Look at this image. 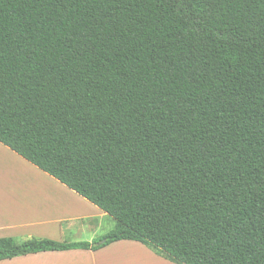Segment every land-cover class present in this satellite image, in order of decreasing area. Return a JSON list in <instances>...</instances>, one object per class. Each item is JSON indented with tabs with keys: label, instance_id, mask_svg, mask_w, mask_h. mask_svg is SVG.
<instances>
[{
	"label": "trees",
	"instance_id": "obj_1",
	"mask_svg": "<svg viewBox=\"0 0 264 264\" xmlns=\"http://www.w3.org/2000/svg\"><path fill=\"white\" fill-rule=\"evenodd\" d=\"M0 144L116 222L0 262L133 241L264 264V0H0Z\"/></svg>",
	"mask_w": 264,
	"mask_h": 264
},
{
	"label": "crops",
	"instance_id": "obj_2",
	"mask_svg": "<svg viewBox=\"0 0 264 264\" xmlns=\"http://www.w3.org/2000/svg\"><path fill=\"white\" fill-rule=\"evenodd\" d=\"M16 157L30 167L34 176L1 180L5 183L0 184V240L11 239L18 244L32 239L63 244L92 243L107 234L101 233V224L112 218L54 178ZM83 231L88 239L72 240L74 234ZM0 264L173 263L156 256L140 243L118 241L97 251L43 252L3 260Z\"/></svg>",
	"mask_w": 264,
	"mask_h": 264
},
{
	"label": "rangeland",
	"instance_id": "obj_3",
	"mask_svg": "<svg viewBox=\"0 0 264 264\" xmlns=\"http://www.w3.org/2000/svg\"><path fill=\"white\" fill-rule=\"evenodd\" d=\"M6 148V147H5ZM0 145V184H4L1 180L14 177H32L34 174L31 172L30 167L25 165L23 162L16 159L17 155L10 151L7 148L5 149ZM15 154V155H13ZM14 156V157H13ZM112 220V219H110ZM115 222L112 221H103L101 226V233H109L114 229ZM73 241H81L88 239L86 231L74 234ZM102 236L96 238L94 241H98ZM18 241V240H17ZM21 242V241H18Z\"/></svg>",
	"mask_w": 264,
	"mask_h": 264
}]
</instances>
